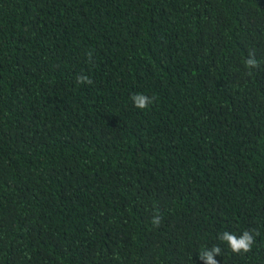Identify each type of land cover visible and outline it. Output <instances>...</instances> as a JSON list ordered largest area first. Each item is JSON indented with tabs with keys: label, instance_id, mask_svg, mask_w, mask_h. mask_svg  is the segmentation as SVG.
<instances>
[{
	"label": "trees",
	"instance_id": "trees-1",
	"mask_svg": "<svg viewBox=\"0 0 264 264\" xmlns=\"http://www.w3.org/2000/svg\"><path fill=\"white\" fill-rule=\"evenodd\" d=\"M245 230L246 254L218 239ZM214 245L264 264V0H0V264Z\"/></svg>",
	"mask_w": 264,
	"mask_h": 264
},
{
	"label": "clouds",
	"instance_id": "clouds-1",
	"mask_svg": "<svg viewBox=\"0 0 264 264\" xmlns=\"http://www.w3.org/2000/svg\"><path fill=\"white\" fill-rule=\"evenodd\" d=\"M86 55L89 61L93 59V53L91 51L87 52ZM243 63L248 75H252L253 71L260 67V62L257 60L254 52H249ZM76 83L91 85L93 81L86 75H78L76 77ZM130 99L137 109L144 110L154 102L155 98H150L142 93H135L130 97ZM162 220V215L159 213H154L150 223L153 226L159 228L161 226ZM258 234L259 233H256V235ZM218 239L224 243L234 254H246L250 252L255 243V235H253V232L249 230H245L239 236L234 233L224 231L218 236ZM221 254L222 248L219 245H214L210 250L204 249L199 252L200 259L203 260L205 264H218V261L215 259V257Z\"/></svg>",
	"mask_w": 264,
	"mask_h": 264
}]
</instances>
